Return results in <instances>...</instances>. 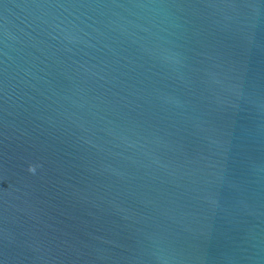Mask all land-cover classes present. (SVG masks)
<instances>
[{
	"label": "water",
	"instance_id": "1",
	"mask_svg": "<svg viewBox=\"0 0 264 264\" xmlns=\"http://www.w3.org/2000/svg\"><path fill=\"white\" fill-rule=\"evenodd\" d=\"M0 264H264V0H0Z\"/></svg>",
	"mask_w": 264,
	"mask_h": 264
}]
</instances>
